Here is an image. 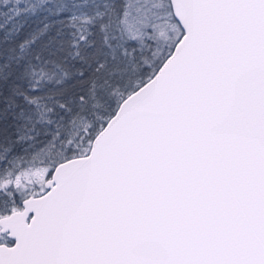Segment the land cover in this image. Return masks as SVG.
<instances>
[{"label":"snow or ice","instance_id":"snow-or-ice-1","mask_svg":"<svg viewBox=\"0 0 264 264\" xmlns=\"http://www.w3.org/2000/svg\"><path fill=\"white\" fill-rule=\"evenodd\" d=\"M0 264H264V0H0Z\"/></svg>","mask_w":264,"mask_h":264}]
</instances>
